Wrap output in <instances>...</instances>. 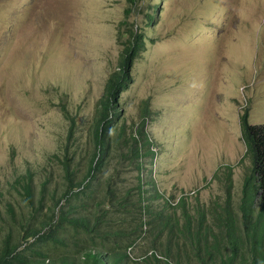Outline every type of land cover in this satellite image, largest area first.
<instances>
[{"label":"rangeland","instance_id":"rangeland-1","mask_svg":"<svg viewBox=\"0 0 264 264\" xmlns=\"http://www.w3.org/2000/svg\"><path fill=\"white\" fill-rule=\"evenodd\" d=\"M128 7V0H0V193L28 168L35 182L45 168L57 178L60 165L49 158H62L67 145L74 162L85 156ZM127 22L143 48L119 108L135 127L143 106L151 110L145 130L157 154L147 175L167 197L196 192L209 207L225 200L230 167L237 206L250 166L240 116L264 124V0H137ZM66 112L75 123L70 141ZM136 173L125 172L127 187Z\"/></svg>","mask_w":264,"mask_h":264},{"label":"trees","instance_id":"trees-1","mask_svg":"<svg viewBox=\"0 0 264 264\" xmlns=\"http://www.w3.org/2000/svg\"><path fill=\"white\" fill-rule=\"evenodd\" d=\"M136 2L128 0L118 29L122 49L85 156L74 162L67 145L62 158H49L60 165L57 178L45 168L35 182L28 168L10 184L12 191L0 193V264H264V124L251 126L247 113L240 116L250 166L237 206L230 167L223 172L225 200L209 207L196 192L167 197L147 175L148 159L157 154L145 130L151 110L143 106L135 127L119 108L143 48L142 35L127 22ZM146 17L151 24L154 15ZM64 116L71 120L70 141L75 123ZM128 169L137 172L130 187L122 179Z\"/></svg>","mask_w":264,"mask_h":264}]
</instances>
